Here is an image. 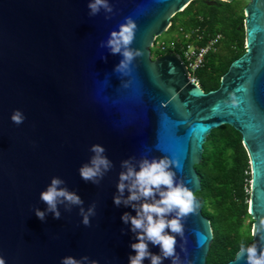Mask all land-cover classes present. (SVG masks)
Listing matches in <instances>:
<instances>
[{"label": "water", "instance_id": "95a60500", "mask_svg": "<svg viewBox=\"0 0 264 264\" xmlns=\"http://www.w3.org/2000/svg\"><path fill=\"white\" fill-rule=\"evenodd\" d=\"M191 1L108 0L111 14L101 9L89 16V0H0V257L5 264H61L66 256L129 264L135 255L130 245L137 241L121 215L136 213L113 204L122 162L129 160L138 170L141 159L166 156L177 162L171 169L176 181L195 192L200 188L195 164L206 138L224 124L240 132L249 156L248 213L258 252L264 247L259 241L264 235V0L244 6L246 49L209 91L189 76L180 54L153 57L151 52L172 17ZM125 17L137 24L130 47L143 51L127 76L114 71L122 57L100 47ZM14 110L23 113V123L11 120ZM93 144L105 148L112 165L98 183L79 174ZM53 177L83 203L59 204V219L49 212L41 221L34 210L46 209L40 193ZM127 195L125 190L123 198ZM196 204L182 220L184 239L176 237L182 264H206L213 239L198 198ZM93 206L95 214L84 226L80 209ZM149 251L160 254L150 242ZM239 251L223 264H245L237 259Z\"/></svg>", "mask_w": 264, "mask_h": 264}, {"label": "clouds", "instance_id": "9594fccd", "mask_svg": "<svg viewBox=\"0 0 264 264\" xmlns=\"http://www.w3.org/2000/svg\"><path fill=\"white\" fill-rule=\"evenodd\" d=\"M223 2L227 3L228 0H223ZM87 7L89 16H95L101 9L107 14L113 12L108 0H89ZM109 18L110 15L105 16V19ZM136 30L135 21L131 17H125L124 22L118 25V30L111 31L108 39L100 42V47H106L111 54H119L122 57L114 67V71L118 74L127 76L131 71L132 62L143 55L141 49L130 47L135 39ZM230 101L233 105L236 104L235 97H230ZM224 103H228V101H224ZM24 119L20 110L13 111L11 120L15 124L23 123ZM90 151L93 155L88 163L80 167L79 174L85 181L98 183L112 165L104 155L105 148L100 144L91 145ZM177 166L175 160H170L166 156L151 160L143 158L138 163V170L130 164L129 160L122 162L125 171L119 174V181L116 185L118 195L113 197V204L116 206L123 204L132 208L136 213L134 216L128 212L121 215V221L130 225L129 230L135 233L137 241L130 245L135 255L129 256V264H143L145 259H148L150 264H163L164 259H170L171 264H182L181 258L176 252V237L184 239L182 220L196 211L197 204L194 192L183 182L176 181L175 172L171 169ZM63 184L62 179L53 177L46 190L40 193V199L47 207L44 211L37 208L34 213L41 221L45 220L46 214L49 212L52 213L53 218L59 219L61 216L58 210L59 204L82 205L83 201L80 197L61 187ZM125 190L128 195L123 198ZM157 197L159 198L157 199ZM137 202L140 203L137 204ZM65 210L71 211V208L66 207ZM94 214V206L89 207L87 211L81 207L80 215L84 226L90 225L89 218ZM170 216L171 218H169ZM259 241H264V235H259ZM149 242L154 246H159V255L149 251ZM180 247L181 251H184L182 245ZM241 258L245 259V264H264V247L260 248L258 252L256 243L245 246L241 242L237 259ZM0 264H5L2 257H0ZM61 264H98V262L89 260L87 256L80 259L66 256L62 258Z\"/></svg>", "mask_w": 264, "mask_h": 264}, {"label": "trees", "instance_id": "16d2710c", "mask_svg": "<svg viewBox=\"0 0 264 264\" xmlns=\"http://www.w3.org/2000/svg\"><path fill=\"white\" fill-rule=\"evenodd\" d=\"M244 18L240 0H216L214 4L193 0L172 17L167 31H176L174 38L168 42L156 38L152 56L173 51L183 58L188 45L202 46L220 33L215 50L207 53L202 66L193 73L203 90L216 89L229 64L246 49ZM158 42L164 46L171 42L173 47L162 49ZM195 169L200 188L194 195L200 200L201 211L209 219L213 233L206 264H223L234 258L241 242L245 246L254 243L253 219L248 213L250 160L240 132L229 124L213 129Z\"/></svg>", "mask_w": 264, "mask_h": 264}, {"label": "built area", "instance_id": "2783aa9c", "mask_svg": "<svg viewBox=\"0 0 264 264\" xmlns=\"http://www.w3.org/2000/svg\"><path fill=\"white\" fill-rule=\"evenodd\" d=\"M221 39V34L217 33L214 36H212L208 41L205 42L202 46H193L188 45L184 51H183V60L186 64V67L189 71V76L196 81L195 77L193 76V73L202 66L205 56L209 51L215 50L217 43ZM158 45L161 46V48H172L173 43H169L168 45L164 46L162 43L158 42Z\"/></svg>", "mask_w": 264, "mask_h": 264}, {"label": "rangeland", "instance_id": "374dc122", "mask_svg": "<svg viewBox=\"0 0 264 264\" xmlns=\"http://www.w3.org/2000/svg\"><path fill=\"white\" fill-rule=\"evenodd\" d=\"M241 1V4H242V6H245L246 5V3L248 2V0H240ZM177 32L176 31H165V32H163L160 36H158V40L159 41H163V42H168L170 39H173L174 38V36H175V34H176ZM166 52H163V53H161V54H165ZM154 57H156V56H154ZM250 221V219L248 218L247 220H246V223L247 222H249Z\"/></svg>", "mask_w": 264, "mask_h": 264}]
</instances>
